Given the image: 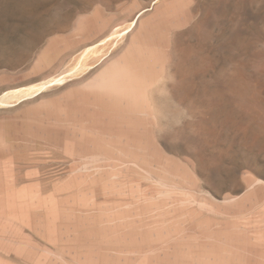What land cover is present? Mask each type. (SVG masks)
Instances as JSON below:
<instances>
[{"label": "rangeland", "instance_id": "1", "mask_svg": "<svg viewBox=\"0 0 264 264\" xmlns=\"http://www.w3.org/2000/svg\"><path fill=\"white\" fill-rule=\"evenodd\" d=\"M89 42L0 106V264H264V0H0V95ZM139 48L132 108L95 82Z\"/></svg>", "mask_w": 264, "mask_h": 264}, {"label": "bare ground", "instance_id": "2", "mask_svg": "<svg viewBox=\"0 0 264 264\" xmlns=\"http://www.w3.org/2000/svg\"><path fill=\"white\" fill-rule=\"evenodd\" d=\"M155 4V3H154ZM158 5V4H157ZM150 9V8H149ZM146 11V10H145ZM144 11V12H145ZM143 13V12H142ZM141 13V14H142ZM140 14V15H141ZM161 19V18H160ZM131 21V22H130ZM124 25H121L120 27L114 29L108 36V39H103V41L98 42L99 43H108L109 41L111 42L112 39L116 38H124L126 36V32L121 33L122 31L125 30H132L134 25L136 24L137 20L132 21L130 20ZM161 24V22H160ZM159 24V25H160ZM157 25V24H156ZM137 28V27H136ZM134 31V30H133ZM150 32V31H149ZM160 32V31H159ZM103 34V33H102ZM148 34V33H147ZM105 35V34H104ZM102 36V35H101ZM145 37V36H144ZM150 36H148L149 38ZM100 38V37H99ZM97 38V39H99ZM95 39V40H97ZM153 39V37H152ZM144 40V39H143ZM146 40V39H145ZM149 40V39H148ZM147 40V42H148ZM121 41V40H120ZM136 41V40H135ZM138 41V40H137ZM150 41V40H149ZM94 42V41H93ZM109 42V43H110ZM152 42V41H151ZM96 43V42H95ZM94 43V44H95ZM101 43V44H102ZM115 43V42H114ZM135 43V42H134ZM141 43V42H139ZM150 43V42H149ZM154 43V42H153ZM93 43L90 44H82L83 45V50L80 52V54L76 57V61L74 63V66L70 69H68L66 72L67 73H59L56 75L48 76L47 79H42L39 82L27 85V86H22L18 88H14L8 91L3 92L0 95V106H9V105H15L25 99L33 98L36 97L37 95L43 93L47 88L51 87L52 85H59V83L64 82L68 77H72L76 75H80L81 73L86 72V70H89L90 65V60L91 59H99L102 55H105L106 53L100 54L99 50L100 46L99 45H94ZM133 44V43H132ZM151 44V43H150ZM103 45V44H102ZM101 45V46H102ZM109 46V44H106ZM105 45V46H106ZM146 46L145 44H143ZM155 45V44H154ZM142 46V45H141ZM143 47V46H142ZM155 47V46H154ZM159 47V46H158ZM110 48V47H109ZM115 48V47H114ZM136 48V47H135ZM105 51V48H103ZM156 49V48H155ZM189 49V48H188ZM160 50V49H159ZM191 50V49H190ZM134 52V51H133ZM152 52V51H151ZM159 52V51H158ZM161 52V51H160ZM100 54L99 56L97 54ZM131 53V52H130ZM188 53V51H187ZM186 53V55H187ZM190 53V52H189ZM192 53V52H191ZM156 54V53H155ZM158 55V54H157ZM195 55V54H193ZM126 56V55H125ZM156 56V55H155ZM161 56V55H160ZM189 56V55H188ZM107 57V56H106ZM109 57V55H108ZM157 57V56H156ZM112 59V58H111ZM116 60V59H115ZM163 60V59H162ZM113 61V60H112ZM151 55L148 56V53L144 51L143 48H139L134 52L131 60H118L113 63H108L110 65L106 66L102 71L101 74L97 77L95 85L99 89L107 90L114 92L118 99L122 100L127 104L131 105V107H135L139 105V102L141 103H146L147 102V97L145 94L146 88L152 84L150 82H147V78L145 77V72L144 69L151 64ZM183 61V59H182ZM185 62V60H184ZM183 62V63H184ZM95 63V62H94ZM182 63V62H181ZM180 63V64H181ZM100 64V63H99ZM73 65V64H72ZM90 65V66H89ZM183 65V64H182ZM189 66V65H188ZM193 66V65H190ZM93 67V65L91 66ZM187 67V65H186ZM150 68V67H149ZM93 69V68H92ZM183 69V68H181ZM149 70V69H148ZM159 70V69H158ZM91 71V70H90ZM154 71V69H153ZM152 71V72H153ZM186 71V70H185ZM188 71V68H187ZM184 72V71H183ZM182 72V73H183ZM190 72V71H189ZM192 72V70H191ZM99 73V72H98ZM151 72H149L150 74ZM186 73V72H185ZM184 73V74H185ZM161 74V73H160ZM159 74V75H160ZM189 73H187L188 75ZM191 74V73H190ZM154 75V74H153ZM158 76V75H157ZM160 77V76H159ZM46 78V77H45ZM155 79V77H154ZM160 80H158L159 82ZM154 83V82H153ZM94 85V86H95ZM91 86V85H89ZM94 88V87H93ZM97 88V89H98ZM153 88L150 87V89ZM92 89V88H91ZM100 91V90H99ZM102 91V90H101ZM148 91V89H147ZM104 92V91H103ZM112 95V94H111ZM114 96V94H113ZM112 96V97H113ZM106 97V96H105ZM31 100V99H30ZM114 100V98L112 99ZM116 100V99H115ZM28 101V100H27ZM110 101V100H109ZM113 102V101H112ZM121 102V101H120ZM141 105V104H140ZM150 105V104H149ZM128 107V106H127ZM130 107V106H129ZM128 107V108H129ZM130 107V108H131ZM132 107V108H133ZM116 108V107H115ZM144 108V107H143ZM117 109V108H116ZM148 109V108H147ZM126 110V109H125ZM132 113V112H131ZM134 113V112H133ZM132 113V114H133ZM127 114V113H126ZM144 114V113H143ZM134 115V114H133ZM132 115V116H133ZM136 115V114H135ZM139 115V112H138ZM131 117V114H130ZM140 117V116H139ZM129 124V123H128ZM137 127V126H136Z\"/></svg>", "mask_w": 264, "mask_h": 264}]
</instances>
